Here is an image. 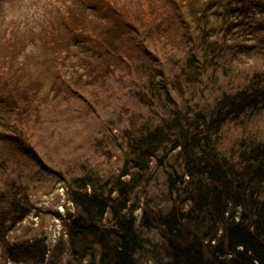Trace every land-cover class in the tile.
Returning <instances> with one entry per match:
<instances>
[{"label":"trees","instance_id":"trees-1","mask_svg":"<svg viewBox=\"0 0 264 264\" xmlns=\"http://www.w3.org/2000/svg\"><path fill=\"white\" fill-rule=\"evenodd\" d=\"M127 3L133 17L121 7H93L102 10L93 29L103 30L79 28L86 37L71 57L78 63L62 65L47 88L87 105V80L106 84L116 72L110 67L133 63L128 101L113 118L97 107L87 123L99 127L89 128L87 145L64 149L78 141L58 139L34 147L31 127L40 122L23 117L46 90L16 80L14 101L0 99L1 256L20 264H143L142 256L154 264H264V0ZM144 12L161 21L150 28L164 36L149 31ZM246 35L254 41L244 42ZM248 57L259 64L247 69ZM102 105L115 112L113 101ZM56 184L73 207L61 217L64 243L59 237L47 247L29 231L10 238L33 197ZM151 230L155 243L144 237Z\"/></svg>","mask_w":264,"mask_h":264},{"label":"rangeland","instance_id":"rangeland-1","mask_svg":"<svg viewBox=\"0 0 264 264\" xmlns=\"http://www.w3.org/2000/svg\"><path fill=\"white\" fill-rule=\"evenodd\" d=\"M98 1L100 0H0V99L13 100L12 93L15 92L16 85L13 86L12 84L16 83V80L22 82L25 87L32 86L31 90L38 91V93L46 90L47 99L37 100L36 97V102L31 109L33 113L25 111V117H23L25 119L36 118L40 122L31 127L37 132L36 139H33L36 148L43 146L48 149L49 146L53 147L58 139L65 141L62 144L72 142L70 140L78 141L72 145H66L64 149L76 150L78 145H87L85 140H88L87 138L90 136L87 135L91 133L89 128L96 130L99 127V123L90 126L87 123L88 120H90V123L94 114L97 113V107L103 108L100 112L105 110L108 113L104 117L113 118L121 110L122 101L125 99L128 101V94L134 90V82H137V76L133 67H131L133 63L130 60L127 64L122 65L120 70L114 66L110 67L111 70L112 68L116 70V75L114 74L105 79L107 80L106 84L102 82L91 85L93 82L87 80L90 89L88 92L82 93L81 96L82 98L89 97L87 98V105L76 100L73 94L69 95L59 88L54 89L52 92L47 90L53 85L54 77L63 74L62 70L64 68L62 65L65 63L69 65L68 63L71 60L78 63L77 59L71 57H74V52L81 49L82 44L78 41L86 37L83 32L77 34L79 28L83 30H90L91 28L93 35L103 30L100 25L98 30L93 29V25L98 21L96 14L102 15L101 9L97 11L98 13H93L96 9L93 10L94 6L111 9L113 6H116L115 8L121 7L122 13L134 16L135 10L130 8L133 3H127L128 0H101L102 2L97 3ZM107 11L110 20H114V17L110 14L111 10ZM141 14L144 16L143 23L146 27H149L150 32L160 31L161 33L158 36L165 35L160 29L150 28L154 24L161 23L159 20H151L152 13L150 16L147 12ZM135 15L138 18L140 17L139 12H136ZM108 24H111V22H108ZM163 25H165L164 21ZM237 31L236 28H233L231 34L236 37ZM170 34L173 37L172 40L176 41V33L170 30ZM166 36L169 37V33ZM155 37L158 38L156 35ZM243 40L248 44L254 41L249 35L244 36ZM58 43L63 46H59ZM64 47L69 50L68 56L62 53V50H65L62 49ZM118 57L121 58L119 55ZM244 59L247 69L259 64V60H254L252 57ZM111 62L113 61H107L105 64L109 65ZM77 63L75 64L76 67H82ZM115 64L117 63L115 62ZM100 68L96 67L97 73L102 72ZM69 69L77 71L71 66H69ZM83 83L82 85L86 86ZM82 85L78 84L79 89ZM34 91L30 92V95ZM89 99H96V104H92ZM110 101L116 104L115 112L110 111L112 106L102 105ZM95 105L96 107H94ZM22 109L21 107V118L22 115L24 116V109ZM67 111L70 113L69 115L65 113ZM37 121L34 122L37 123ZM51 132L55 135H49ZM4 146H6L5 143L0 142V148L4 149ZM33 201H35L33 210L16 224L10 233V238L13 239L15 236L29 231V236L33 237L31 240L42 239L45 246L52 247L62 236L63 221L61 217L64 219L67 211L72 212L73 207L66 198L63 186L58 184L51 193L47 195L40 193L38 196L33 197ZM136 214H139L138 211H136ZM144 233V237L146 236L149 241L154 240L153 243L156 242L157 236L154 230ZM61 239L64 243L65 236L63 235ZM148 259L146 256H142L140 260L143 264H154ZM0 264L20 263L4 260L0 249Z\"/></svg>","mask_w":264,"mask_h":264}]
</instances>
